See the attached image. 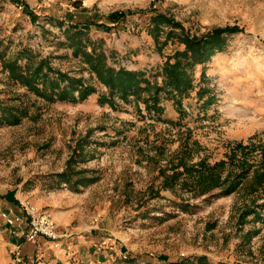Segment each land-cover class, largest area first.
<instances>
[{"label": "rangeland", "instance_id": "374dc122", "mask_svg": "<svg viewBox=\"0 0 264 264\" xmlns=\"http://www.w3.org/2000/svg\"><path fill=\"white\" fill-rule=\"evenodd\" d=\"M114 11L123 16L111 23L105 16ZM156 12L197 35L226 25L241 30L228 35L224 50L194 66V88L181 98L182 116L164 90L159 115L145 108V91L128 100L114 94L112 106L99 103L107 88L73 55L67 30L82 26L92 42L88 50L94 46L110 66L142 70L162 85L164 60L184 46L173 40L159 47L164 35L157 45L147 29ZM93 18L104 25L84 24ZM25 48L35 59L46 57L53 67L83 76L96 91L74 103L22 96L30 104L28 115L0 126V211L20 209L23 196L33 202L66 189L74 214L69 227L96 232L107 243V264H166L200 254L212 264H264V221L251 214L237 225L245 205L264 201L253 171L237 190L211 202L179 184L162 188L158 175L181 156L189 163L226 159L238 141L257 146L255 168L264 170V0H0V56L13 58ZM25 92L0 61V99ZM72 154L81 174L65 183L57 174ZM6 241L15 243L0 219V254ZM18 250L7 247L6 257L14 259Z\"/></svg>", "mask_w": 264, "mask_h": 264}, {"label": "trees", "instance_id": "16d2710c", "mask_svg": "<svg viewBox=\"0 0 264 264\" xmlns=\"http://www.w3.org/2000/svg\"><path fill=\"white\" fill-rule=\"evenodd\" d=\"M125 13H129V11ZM122 16L120 11H114L105 16V19L114 23ZM99 19L93 18V22L84 24L104 25L102 22H98ZM147 29L157 45L159 36L164 35L163 42L159 47L173 40H177L184 46L182 50H176L164 60L160 68V73L163 76L162 85L151 82L142 70L110 66L105 53L97 51L94 46L88 50L87 45L92 42L87 36H83L86 29L82 26L67 30L66 40L68 46L72 48L73 55L81 57L87 70L94 73L97 80L107 88L108 94H101L98 99L99 103H108L112 106L114 105V94L119 95L123 100H128L129 96L140 97L141 91H145L148 92L144 99L145 108L148 112L153 110L154 114L159 115L162 111L159 91L164 90L167 99L173 100L179 115L182 116L185 111L181 106V98L187 96L194 88V66L205 63L215 52L224 50L228 35L241 30L236 25H226L214 27L206 33L197 35L191 33L171 15L162 12H156L150 17ZM21 59H25L24 64L20 63ZM0 61L10 81L26 90L22 95L15 94L0 99V126L16 125L28 115L30 104L22 98V96L27 98L28 93L47 102L74 103L86 99L96 91L95 87L88 83L83 76L77 77L53 67L46 57L35 59V55L28 48L17 52L13 58L6 59L0 56ZM201 75L205 78L204 73ZM204 93L203 88L198 90L200 97H203ZM256 150L257 146L238 141L230 144L226 159H220L213 163L207 162L205 158L189 163L181 156L177 162L172 161L169 166L159 168L158 175L162 177L161 187L174 190L175 186L179 184L182 188L192 191L193 196H204L202 199L205 202H211L215 198L229 195L237 190L253 171L255 177L253 181H256V188L261 187L263 193L261 195L264 197V170L255 168ZM260 156V163L264 165V148L261 149ZM74 163V154H72L67 159L65 168L57 174L61 181L67 183L74 173L81 174L80 170L75 169ZM94 179L88 178L86 181L91 182ZM80 184L87 183L83 181ZM185 205L188 204L182 202L181 207L184 208ZM251 214L254 215V219L264 221V201L256 202L254 200L251 204L245 205L238 213L237 225L241 228L247 216ZM253 231H247L246 234L250 237L251 233H256L257 230ZM166 264L212 263L206 255L200 254L169 261ZM218 264L238 263L220 262Z\"/></svg>", "mask_w": 264, "mask_h": 264}, {"label": "crops", "instance_id": "0c3cea01", "mask_svg": "<svg viewBox=\"0 0 264 264\" xmlns=\"http://www.w3.org/2000/svg\"><path fill=\"white\" fill-rule=\"evenodd\" d=\"M66 192H68L66 189H61L52 193H44L43 196L37 199L33 198V202L29 200L31 196H23V198H19V207L21 209L22 203L25 201L35 206L38 205V208L45 207L59 227L69 230L71 236L55 242L42 236L28 241L11 235L14 237L15 243L6 241L4 245L1 244L0 264H107V262H110L111 256L106 249L108 247L106 246L107 243L103 240L99 241L96 232L92 234V231L87 228L75 229V227H69L74 214L70 211L72 204L65 201V197H69ZM20 209L6 208L5 210L19 213ZM11 246L12 249H19L15 255L12 254L14 259L10 256L7 258V254H5L7 247L11 248ZM148 262L154 263L150 260Z\"/></svg>", "mask_w": 264, "mask_h": 264}, {"label": "built area", "instance_id": "2783aa9c", "mask_svg": "<svg viewBox=\"0 0 264 264\" xmlns=\"http://www.w3.org/2000/svg\"><path fill=\"white\" fill-rule=\"evenodd\" d=\"M0 219L12 236H18L28 241L42 236L58 242L63 237L69 236L67 231H59L58 224L48 211L38 208L28 201L22 203L20 213L1 210Z\"/></svg>", "mask_w": 264, "mask_h": 264}]
</instances>
